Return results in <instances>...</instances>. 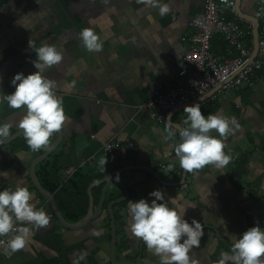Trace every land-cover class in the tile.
Listing matches in <instances>:
<instances>
[{"label": "crops", "instance_id": "0c3cea01", "mask_svg": "<svg viewBox=\"0 0 264 264\" xmlns=\"http://www.w3.org/2000/svg\"><path fill=\"white\" fill-rule=\"evenodd\" d=\"M259 1L242 0V13L257 18ZM204 2L171 0L170 12L161 17L157 8L137 0H0V90L12 93L15 74L37 71L30 62L36 59L30 40L35 47L54 44L63 53L62 63L44 75L57 82L68 120L60 146L35 167L41 186L70 224L83 221L91 203L95 211L104 200L103 212L87 227L68 231L54 220L50 228L33 230L25 248L11 259L1 257L0 264H73L82 253L86 256L79 264H110L108 207L126 196L116 186L103 196L102 181L110 175L109 182L120 183L129 194L127 201L113 207L118 261L141 257L140 264H159V257L129 229V203L154 199L149 198L154 190L185 213L189 223L193 218L201 222L200 247L189 253L198 264H216L222 252L231 255L234 240L248 228H264V68L255 89L220 94L213 90L186 105L199 102L204 115L234 116L240 127L225 140L231 163L187 173L185 183L174 152L179 133L167 139L166 126H186V113L180 107L170 113L166 125H158L148 112L137 111L155 91L165 92L172 84L188 46L182 39L191 37L189 24L203 13ZM84 28L99 35L102 51L83 48L79 33ZM224 48L221 37H215L212 52L223 55ZM20 119V110L0 104V122L16 125ZM20 131L14 126L8 139ZM58 139L54 134L50 146ZM113 139L121 148L106 157L103 144ZM127 143L133 144L131 150L124 148ZM50 146L34 152L24 136L0 144V190L25 186L36 206L46 202L32 185L31 166ZM101 159L103 166L98 164ZM68 171L73 174L68 176ZM94 230L100 234L93 235Z\"/></svg>", "mask_w": 264, "mask_h": 264}, {"label": "clouds", "instance_id": "9594fccd", "mask_svg": "<svg viewBox=\"0 0 264 264\" xmlns=\"http://www.w3.org/2000/svg\"><path fill=\"white\" fill-rule=\"evenodd\" d=\"M137 2L157 8L161 17L171 10V0L168 3L164 0ZM261 14L258 12L257 16ZM79 39L87 52L102 51L103 43L91 28L82 29ZM29 48L36 54V59L30 62L37 71L28 75L23 72L15 74L11 81L12 93L5 94L0 90V104L20 110L21 115L16 125L0 122V144L8 142L10 129L15 126L22 130L28 147L36 152L50 146V139L63 129L68 117L63 98L56 93L57 82L44 75L46 69L62 63V51L54 44L35 47L31 40ZM184 112L186 119L183 124L186 126H166L167 139H173L177 130L179 133V141L174 147L179 167L186 173H192L209 165L217 169L228 166L232 156L224 151L225 140L239 129L237 119L219 113L204 115L199 102L186 106ZM98 164L103 166L105 161L101 159ZM149 198L154 199L141 198L129 203L131 234L159 257V264H198L189 253L200 247L204 236L201 222L193 218L189 223L185 213L182 215L175 207H170L160 190L149 193ZM50 220L51 216L33 203V193L28 187L17 185L13 190H0V237H7L6 240L0 239V245H6V255L25 248L33 230L46 228ZM99 234L93 231V235ZM85 256L86 253L80 254L73 264H79ZM226 261L232 264H264V228L257 224L235 239L231 255L222 252L216 264H226Z\"/></svg>", "mask_w": 264, "mask_h": 264}, {"label": "built area", "instance_id": "2783aa9c", "mask_svg": "<svg viewBox=\"0 0 264 264\" xmlns=\"http://www.w3.org/2000/svg\"><path fill=\"white\" fill-rule=\"evenodd\" d=\"M258 12L262 13L257 16L260 25L258 52L251 60L253 25L237 18V0H205L203 13L189 24L191 37L182 39L188 46L172 77V84L165 92L155 91L137 111H146L154 123L166 125L171 112L204 98L215 89L219 88V94L241 87L255 89L257 74L264 68V0L257 3ZM217 36L226 47L223 55L215 54L211 49ZM119 148L120 142L113 139L104 143L102 150L109 157ZM124 148L131 150L133 144L127 143ZM67 174L71 176L73 171ZM37 207L51 216L46 227L50 228L55 217L49 204L41 202ZM5 247L0 245V258L14 257L16 252L6 255Z\"/></svg>", "mask_w": 264, "mask_h": 264}, {"label": "water", "instance_id": "95a60500", "mask_svg": "<svg viewBox=\"0 0 264 264\" xmlns=\"http://www.w3.org/2000/svg\"><path fill=\"white\" fill-rule=\"evenodd\" d=\"M241 2L242 0H237V18H239L242 21H247L249 23H251L253 25V31H252V37H253V54L251 57V60L253 58L256 57L257 52H258V45H259V21L257 18L254 17H248L247 15L243 14L241 11ZM218 89L214 90L213 94H216L218 92ZM195 104V103H194ZM186 107V106H185ZM185 107H182L181 110H184ZM180 110V111H181ZM168 121H170L169 117L167 119ZM173 124V123H172ZM176 125V124H173ZM181 126V125H179ZM183 127V126H181ZM178 132V130H177ZM59 135V139L57 141H55L50 148L46 151V153L44 155H42L41 157L37 158L34 160V162L32 163L31 166V181H32V185L35 188V190L38 192V194L43 197V199L50 205L51 207V211L54 214L55 220L57 222H59V224L61 225V227L65 230L68 231H78L81 230L85 227H87L89 224H91L93 221H96L99 216L101 215V213L103 212V203L104 200H102L100 202L99 207L94 211L93 209V204L91 203V207L90 210L88 211L87 216L83 219V221L75 223V224H70L67 223V221L64 219L63 215L61 214L58 205L53 197L52 194H50L48 191H46L45 189H43V187L41 186L36 172H35V167L40 164L41 162L47 160L50 155L60 146L61 143V139L62 137V133L61 131L58 133ZM22 130L20 132H18L16 135H14L12 138L8 139L7 143H11L13 142L15 139L22 137ZM5 143V144H7ZM112 178V176H107L105 179H103L102 184H105L104 187V191H103V196H105V193L107 191V189L111 186H116L121 188L123 191H125V198L120 200V201H115L112 202L109 207H108V213L110 216V220H111V250H110V264H140L141 262V257H139L137 259L136 262L133 261H118L116 258V229H115V216H114V211H113V207H115L116 205H119L120 203H123L125 201H127L129 194L127 192V190L125 189V187L123 185H121L118 182H109V179ZM187 178V173L184 171V175H183V180L182 182L185 183ZM129 253H127L125 255V257H128Z\"/></svg>", "mask_w": 264, "mask_h": 264}, {"label": "trees", "instance_id": "16d2710c", "mask_svg": "<svg viewBox=\"0 0 264 264\" xmlns=\"http://www.w3.org/2000/svg\"><path fill=\"white\" fill-rule=\"evenodd\" d=\"M223 45H225V44L223 43ZM225 48H226V47H225ZM225 48H224V49H225ZM50 209H51V208H50Z\"/></svg>", "mask_w": 264, "mask_h": 264}]
</instances>
